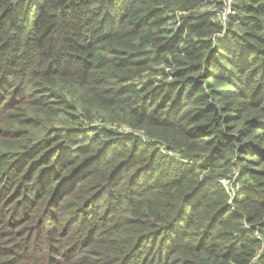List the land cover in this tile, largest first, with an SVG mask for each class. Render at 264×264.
Segmentation results:
<instances>
[{
	"label": "trees",
	"instance_id": "obj_1",
	"mask_svg": "<svg viewBox=\"0 0 264 264\" xmlns=\"http://www.w3.org/2000/svg\"><path fill=\"white\" fill-rule=\"evenodd\" d=\"M208 3L0 0V264H264V0Z\"/></svg>",
	"mask_w": 264,
	"mask_h": 264
},
{
	"label": "built area",
	"instance_id": "obj_2",
	"mask_svg": "<svg viewBox=\"0 0 264 264\" xmlns=\"http://www.w3.org/2000/svg\"><path fill=\"white\" fill-rule=\"evenodd\" d=\"M215 2H216V0H210V3L205 4V5L202 6V10L207 9L210 12H214L216 10V3ZM219 11H220V13H219L220 16L217 13V15L219 16V19L221 21L226 22L227 16L230 13H234V10H233V0H223V7ZM165 71L166 72H168V71L170 72L171 69L169 67H167V68H165ZM169 79H172V78L169 77ZM165 152H167V151H165ZM169 154H171V153H169Z\"/></svg>",
	"mask_w": 264,
	"mask_h": 264
},
{
	"label": "rangeland",
	"instance_id": "obj_3",
	"mask_svg": "<svg viewBox=\"0 0 264 264\" xmlns=\"http://www.w3.org/2000/svg\"><path fill=\"white\" fill-rule=\"evenodd\" d=\"M223 12V11H222ZM229 16V15H228ZM228 16H227V19H226V22H227V20H228ZM157 75V81H159L161 78H160V75L161 74H156ZM91 125V124H90ZM96 125V124H95ZM92 126V125H91ZM90 127V126H89ZM119 130L120 129H122L121 127H119L118 128ZM221 165H223V167L222 168H220L221 170H225V169H227L228 167H229V164H227V163H224V162H222V163H220ZM232 169V168H231ZM238 175H239V170L237 169V168H233L232 169V172H230L229 174H228V177H229V179H226V181H225V183L227 184V185H230L231 183V181H233V180H235L236 179V177H238Z\"/></svg>",
	"mask_w": 264,
	"mask_h": 264
}]
</instances>
